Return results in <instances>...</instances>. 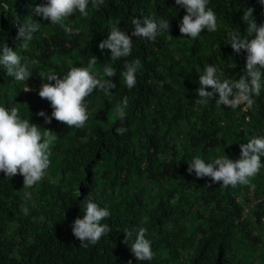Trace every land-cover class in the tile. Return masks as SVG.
I'll list each match as a JSON object with an SVG mask.
<instances>
[{"label":"trees","instance_id":"1","mask_svg":"<svg viewBox=\"0 0 264 264\" xmlns=\"http://www.w3.org/2000/svg\"><path fill=\"white\" fill-rule=\"evenodd\" d=\"M42 3L46 0H0V47L6 43L17 51L31 72L21 82L0 66V106L19 108L21 118L57 137L50 167L33 187L24 189L19 174L9 179L0 172V264H264V167L251 179L254 187L235 188L187 171L197 155L206 163L223 155L236 160L241 143L264 136V87L253 96L252 108L218 107V93L206 105L196 102L197 69L214 65L222 81L243 75L246 52L234 53L228 33H245L241 16L247 7L254 9L258 25L264 23V6L258 0L212 1L208 7L216 13L218 30L205 29L192 39L179 31L186 12L175 0H104L98 10L89 0L88 15L77 10L63 28L35 16L32 9ZM29 16L41 26L24 50L17 33ZM153 16L170 23L169 32L158 33L154 42L132 37L131 55L118 60H111L110 50L99 49L113 25L131 36L134 18ZM93 55L102 78L105 65L117 69L108 78L116 87L85 98L89 119L83 128L54 118L46 124L37 114L50 116L53 109L38 95L39 73L62 78L71 67H87ZM136 60L137 83L128 89L120 72L125 61ZM125 97L121 121L113 110ZM118 127L127 131L119 135ZM252 189L255 197L249 195ZM89 193L108 207L111 215L101 223L111 231L85 248L71 226L83 218ZM140 227L151 241V261H137L130 249ZM125 230L133 231L128 245Z\"/></svg>","mask_w":264,"mask_h":264},{"label":"clouds","instance_id":"2","mask_svg":"<svg viewBox=\"0 0 264 264\" xmlns=\"http://www.w3.org/2000/svg\"><path fill=\"white\" fill-rule=\"evenodd\" d=\"M215 0H175V4L184 9L186 14L179 22V31L184 37L196 39L203 30L209 33L218 30L217 16L209 3ZM264 6V0H258ZM93 8L97 10L104 4V0H91ZM89 0H46V3L36 5L32 12L37 17H42L53 25L65 27V21L77 10L80 15H88L87 7ZM254 9L247 7L241 16L242 22L246 25L245 33L231 31L228 33V41L234 53L246 52V63L243 68V75L236 81L221 80L218 69L214 65H207L200 72L198 83L200 87L196 90L197 103L206 105L218 93L216 106H227L236 108L240 105L252 108L255 104L253 96H259L264 87V23L257 24L253 16ZM131 36L122 31L118 26L113 25L107 34V39L98 45L101 52L108 49L111 52V60L126 58L131 55L133 39L144 38L155 41L158 33L169 32V20L163 18L157 20L153 17H144L142 20H132ZM41 23L29 16L19 27L17 38L22 39L20 47L27 50L33 34L39 31ZM68 31H73L68 29ZM75 34L79 29L74 30ZM97 57L93 55L87 67H71L70 70L61 76L56 73L40 72L41 85L38 95L50 102L52 107L51 115L44 111L37 115L44 117L45 123L50 124L54 118L64 123L67 127L83 128L89 119L85 98L97 89L108 94L116 84L108 79L117 74L115 67L105 65L102 78L96 70ZM35 63V62H33ZM0 66L8 76L16 81H26L31 77L27 64L22 63V57L17 51H13L6 43L0 47ZM140 67L138 60L133 62L125 61L120 76L128 89H132L137 83V71ZM54 82V83H53ZM211 88L212 91L206 89ZM25 91H31L27 88ZM128 105L127 97L122 103L116 104L114 114L123 121L126 117ZM127 131L125 127H118L115 132L119 135ZM53 131L43 129L32 124L28 119L21 118L19 108L10 109L0 106V172L5 177L12 178L19 174L23 177V188L28 189L40 182L45 177L47 169L51 164V148L57 137ZM264 157V136L254 135L246 143L240 144V155L236 160L229 159L226 155L220 156L205 162L199 155L188 162L187 171L195 172L196 177H209L213 183L219 182L221 187L229 186L235 188L238 185L252 186L251 179L254 178L264 167L261 162ZM210 187V185H209ZM254 190L249 192L254 196ZM255 197V196H254ZM25 199H31V193L25 192ZM179 197H174L170 203L175 205ZM256 201L261 200L256 198ZM83 218L77 217L71 230L73 235L81 242V247H88L89 244H96L104 235H108L111 228L101 221L110 217L108 207H101L94 202V197L89 193L83 200ZM251 202L247 203L246 211L250 210ZM24 215L29 214L26 207L21 206ZM148 218L145 217L144 223ZM147 229L144 227L136 230L135 240L131 243L130 249L137 261H151L154 257L151 241L146 239ZM124 243L133 236L132 230H125ZM131 264V261H129Z\"/></svg>","mask_w":264,"mask_h":264}]
</instances>
